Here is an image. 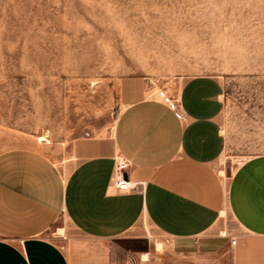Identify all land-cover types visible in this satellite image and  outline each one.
<instances>
[{
  "label": "rangeland",
  "instance_id": "rangeland-1",
  "mask_svg": "<svg viewBox=\"0 0 264 264\" xmlns=\"http://www.w3.org/2000/svg\"><path fill=\"white\" fill-rule=\"evenodd\" d=\"M132 75L157 94L221 80L226 182L264 155V0H0V152L38 150L68 175L77 139L114 132ZM222 224L238 231L227 212ZM149 229L94 243L60 216L47 237L70 254L105 244L113 264H161L169 242Z\"/></svg>",
  "mask_w": 264,
  "mask_h": 264
},
{
  "label": "crops",
  "instance_id": "crops-1",
  "mask_svg": "<svg viewBox=\"0 0 264 264\" xmlns=\"http://www.w3.org/2000/svg\"><path fill=\"white\" fill-rule=\"evenodd\" d=\"M167 91L185 118L146 78H123L114 132L77 139L68 175L38 150L0 152V264H113L105 244L70 254L48 238L60 216L94 243L148 227L169 242L161 264H264V155L226 182L218 169L227 145L221 80L193 76ZM120 156L129 163L127 181L138 185L134 192L112 186ZM226 212L234 234L224 232ZM143 260L154 264L147 254Z\"/></svg>",
  "mask_w": 264,
  "mask_h": 264
},
{
  "label": "built area",
  "instance_id": "built-area-1",
  "mask_svg": "<svg viewBox=\"0 0 264 264\" xmlns=\"http://www.w3.org/2000/svg\"><path fill=\"white\" fill-rule=\"evenodd\" d=\"M158 97L167 104L173 111H175L178 118H185L183 112L180 110L179 102L172 97L166 89H162L158 92ZM129 169V163L123 157L116 159V165L112 177V186L120 192H134L137 190V184H130L126 177ZM235 243V242H233Z\"/></svg>",
  "mask_w": 264,
  "mask_h": 264
},
{
  "label": "bare ground",
  "instance_id": "bare-ground-1",
  "mask_svg": "<svg viewBox=\"0 0 264 264\" xmlns=\"http://www.w3.org/2000/svg\"><path fill=\"white\" fill-rule=\"evenodd\" d=\"M221 100H222V98H221ZM38 141H39V142H43V141L49 142L48 139H44V138H42V137L38 138ZM224 173H225V172H221V173H220V175H221L223 178L225 177V174H224ZM224 214H225V213H223V215H224ZM157 248H158V251H159V250H160V251L162 250V246H161L160 244L157 245ZM144 259H145V258H144Z\"/></svg>",
  "mask_w": 264,
  "mask_h": 264
}]
</instances>
